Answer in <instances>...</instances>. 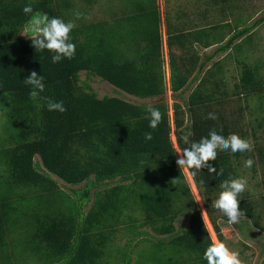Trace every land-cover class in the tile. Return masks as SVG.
<instances>
[{
	"label": "trees",
	"instance_id": "1",
	"mask_svg": "<svg viewBox=\"0 0 264 264\" xmlns=\"http://www.w3.org/2000/svg\"><path fill=\"white\" fill-rule=\"evenodd\" d=\"M139 1L145 14L153 9L156 23L143 38L146 28L137 24H146L147 15L106 6L100 17L98 0H30L35 12L76 25L70 33L74 58L54 64L51 53H37L23 35L29 19L23 8L29 0H0V104L7 110L5 135H0V264H154L159 259L163 264H207L203 253L213 241L189 179L176 163L173 132L180 149L183 135L199 140L213 128L237 133L254 146L244 153L218 151L212 163L223 175L204 168L193 178L198 189L203 181L200 195L220 238L218 220L227 218L211 206L220 183L242 177L246 159L253 160L254 172L259 162L264 166V136L258 133L264 129V66L257 62L262 57L254 61L255 49L251 52L253 30L264 16L251 26L240 16L234 34L213 53L203 55L192 43L170 51L171 90L185 104L175 102L172 117L166 101L149 104L121 95L146 99L168 91L157 0ZM183 36L177 40L183 42ZM211 36L206 46L226 38ZM144 41V49L134 47ZM222 51L245 54L239 57L241 77L232 94L227 76L220 80L213 74L216 66L224 69L222 59L213 60ZM32 71L44 76L45 90L38 98L24 83ZM82 72L87 79L98 76L112 84L115 94L100 96L82 80ZM241 97L258 104L233 108ZM47 99L63 101L67 111H48ZM147 106L162 114L155 130L145 119ZM210 112L216 120L206 118ZM146 132L152 133L151 141L145 140ZM241 199L240 207L251 217L257 201L249 190ZM183 217L187 227L179 226ZM120 234L124 245L118 243ZM144 242L152 243L153 250L135 259L132 246ZM168 249L174 256L165 262Z\"/></svg>",
	"mask_w": 264,
	"mask_h": 264
},
{
	"label": "clouds",
	"instance_id": "2",
	"mask_svg": "<svg viewBox=\"0 0 264 264\" xmlns=\"http://www.w3.org/2000/svg\"><path fill=\"white\" fill-rule=\"evenodd\" d=\"M23 13L29 17L24 29V36L31 40L32 46L37 53L49 52L52 54V63H59L64 59L71 60L76 54V45L72 42L70 33L76 27L74 22H65L60 17H50L47 13L35 12L32 4L29 3L23 8ZM77 17L81 13H76ZM24 83L30 86V96L33 98L41 97L45 90L44 76L32 71L25 79ZM46 107L48 111H67L63 101L47 99ZM145 119L149 121V128L155 130L162 120L159 109L147 106L145 109ZM207 119L216 120L215 113H208ZM146 141L153 139L151 132L144 134ZM184 147L179 153L176 163L180 170L187 172L190 177L195 178L201 169L207 168L208 173L223 175V169L217 170L213 161L218 156V151L230 154L237 152H250L253 149L252 143L242 138L237 133L225 135L223 131L215 128L211 129L206 136L199 140L191 138V134L181 137ZM143 163V161H141ZM253 160L245 161V167L251 168ZM248 181L246 178L237 177L223 180L220 191L216 198L212 200L211 206L227 218L229 225H237L241 219L246 217V212L240 207L241 194L246 191ZM201 192L205 191L203 181L200 182ZM203 259L207 264H242L240 253L231 249L224 241L214 240L210 243L204 253Z\"/></svg>",
	"mask_w": 264,
	"mask_h": 264
},
{
	"label": "crops",
	"instance_id": "3",
	"mask_svg": "<svg viewBox=\"0 0 264 264\" xmlns=\"http://www.w3.org/2000/svg\"><path fill=\"white\" fill-rule=\"evenodd\" d=\"M142 1V0H141ZM196 1V2H195ZM157 0L158 9L160 11L161 16V34L163 38V54H164V68L166 72V81L168 84V91L167 94H172L173 91L171 90V56L170 51H180L182 48H184V45L194 47L195 49H199L203 55L205 53H210L212 49L217 50L218 44H211L210 46H206L209 42L212 41V34H213V25L214 21L208 20L207 17H214L213 7H209V10L202 4L203 0L197 1V0ZM234 2L235 5H232ZM139 0H98V4L96 6L97 16L101 17L100 10L102 7L109 6V8H119L121 10L126 11L127 13L135 14L136 17L147 15L146 24L143 22V20H140L137 25L142 26L146 28V33L142 36L145 37L150 31H151V25H156L154 21V11L151 9L147 14L143 12V7L139 4ZM222 3L229 4L227 10L225 11L226 17L228 19V22L224 23L227 24L229 27L226 32V38L224 42H226L235 32V29L239 27L238 18L243 15V0H222ZM204 6L205 10L202 11L201 7ZM181 13V15H178ZM202 17V18H200ZM142 18V17H141ZM152 19L153 22L150 20ZM207 20V22H205ZM235 20H237L238 24H235ZM235 24V25H234ZM240 28H243V24L240 26ZM180 33H184V36L181 38L183 42H180L177 40V36L180 35ZM180 39V38H179ZM133 40V39H132ZM145 43L147 41H144L142 44H135L134 47H139L141 49L145 48ZM222 54L226 53L223 58H217L213 60H226L229 64H233L234 62L239 61L237 58H229L231 51L227 52H220ZM208 65H211V62L208 63ZM198 82L195 83V85ZM130 95V94H129ZM131 97H135V100H140L141 102H145V100H157L159 97L155 98H138L134 95H130ZM160 96V97H163ZM148 102V101H147ZM160 102H162L160 100ZM158 103V102H157ZM151 104V103H149ZM154 104V103H153ZM236 108V107H233ZM237 113V111L235 112ZM173 138V137H172ZM180 148V147H179ZM252 172L256 175L257 172ZM186 176L187 173L185 172ZM192 178V177H191ZM189 179V178H188ZM193 182L195 183L194 179L192 178ZM190 182V181H189ZM264 195V192L261 193L260 198L255 200L257 202H260L264 209V202L262 200V197ZM254 197V195H253ZM259 207V205L257 206ZM206 209V208H205ZM256 212L251 217H244L241 219L240 223L237 225H233L231 227H235L238 229L236 232H226V225L227 221H224L223 219H219L218 223L220 224V227L222 229V237L220 238L209 218V215L207 216L208 222L206 219H204L205 224L207 225V228L209 230V233L211 235L212 241L214 240H220L224 241L231 249L236 250L240 253V259L242 261V264H264V224L263 220L264 217L261 215V212ZM207 212V211H206ZM203 214V213H202ZM208 214V213H207ZM204 217V215H203ZM259 219V220H257ZM251 220V221H250ZM188 225V224H187ZM185 227V226H184ZM187 227V226H186ZM259 233H261V237H259ZM166 238V237H164Z\"/></svg>",
	"mask_w": 264,
	"mask_h": 264
},
{
	"label": "rangeland",
	"instance_id": "4",
	"mask_svg": "<svg viewBox=\"0 0 264 264\" xmlns=\"http://www.w3.org/2000/svg\"><path fill=\"white\" fill-rule=\"evenodd\" d=\"M172 1H176V0H172ZM182 1V0H180ZM195 1V0H193ZM197 1H200V0H197ZM196 2V1H195ZM243 14H244V20H245V24L246 25H253L254 23H256L257 19L260 18V17H263L264 16V0H243ZM202 4L209 10V7H213L214 8V11L212 12L214 17L210 18V17H207V19L210 21H214V26L218 25L217 27L213 28L214 29V38H217L218 40L223 38L224 35H226V32H227V29L230 27L227 26V24H224L226 22H228V19L226 17V14H225V11L227 10L229 4L227 3H222V0H203L202 1ZM232 5H235L234 2L232 3ZM202 6L201 9L202 11L205 10V7ZM178 15H181V13H179ZM202 18V17H200ZM203 19V18H202ZM205 22H207V20H205ZM235 24H238L237 23V20H235ZM234 24V25H235ZM253 32L255 33V36H254V48L252 49V53H253V50H254V55H255V58L256 60L254 61H257L260 57L261 60H258L257 62L260 64V65H263L264 66V23H262L261 25H259L258 27H255ZM240 39V38H239ZM241 43V42H240ZM246 42L243 43V46L245 47ZM226 44V42H223V43H220L218 44V48L219 47H223L224 45ZM239 44L238 40H236L235 45ZM249 46V44L247 45ZM252 46V45H251ZM216 48V47H215ZM214 48V49H215ZM212 49L210 51V53H213L215 52L216 50ZM223 52V51H222ZM226 55V53H224ZM224 54L222 53H218L217 54V58H223V56H225ZM244 53H235V52H232L230 53V56L229 58H237L239 59V57H242V60H243V57H244ZM240 60L237 61V62H234L233 64H229L227 59L224 60V61H221V63L219 65H222L224 66V69L223 68H220V66H216L214 68V71H213V74L215 75V78L216 79H220V80H223L225 79V75L227 76V80L225 83L227 84L228 86V90L230 91V94L233 93V91H235V88H236V85L240 82V77H241V64H240ZM216 62V61H214ZM215 65V64H214ZM241 70V71H240ZM226 73V74H225ZM82 80H86L87 79V75L85 72H82ZM88 82L93 86V88L98 92V94L100 96H104V95H107V94H110V95H114L115 94V89L113 87L112 84L108 83V82H105V81H102L100 79V77L98 76H93V77H90L87 79ZM238 80V81H237ZM121 91V90H120ZM121 95L123 97H125V99L127 100H131V101H134V102H141L140 100L138 101L137 99L135 100V97H131L128 93L122 91ZM185 97H187V94H185ZM161 101H166L169 105H170V113L172 115V117H174V103L175 102H178L180 103L181 105H184V100L183 98H180V97H175L174 95L172 94H167L166 96H163V97H159L157 100H145V102L148 101V103H159ZM247 104L250 105V107H255L257 106L258 104V101L256 100H248L246 101L245 99H243L241 97V100H237L235 104L232 105V107H237L239 105H242L244 107H247ZM250 109L246 108L245 110V114H246V118L247 121H250L251 119V116H250ZM6 108L5 106H2L0 104V135L2 134L5 135V127H6ZM186 123L189 124V121H188V116H186ZM249 123V122H248ZM259 134L263 135L264 136V129H261L259 130L258 132ZM262 136V137H263ZM172 137H173V141L176 145V148H177V151H181V149L179 148L178 144H177V141H176V134L175 132H173L172 134ZM250 138L253 140V137L250 135ZM263 140H264V137H263ZM262 140V144H264ZM254 147V146H253ZM180 155V154H179ZM248 160V159H246ZM243 161V165H242V177L243 178H246L247 181H248V184H247V188L246 190H249V192L254 195V198L256 199H259L260 198V195L261 193L264 192V184H263V181H264V166H262V164L259 162L258 163V171L257 174L255 175L253 172H252V167L251 168H247L245 167V161ZM187 173V172H186ZM187 177L189 178V181H190V185H191V189L196 197V200L198 201L199 205H200V208H201V211L204 215V219H206L207 223L208 222V214L206 212V209H205V206L203 204V201H202V197L200 195V191L196 185V183L193 182L192 178L190 177V175L187 173ZM60 184H63V185H66L65 183L61 182L60 181ZM263 204V203H262ZM260 202H256V207L255 209L258 211V212H261V215H263L264 217V209H263V206ZM259 205V207H257ZM252 220V219H251ZM250 220V221H251ZM259 220V219H257ZM188 224V219L183 217L180 222H179V226H187ZM263 224H264V220H263ZM226 232L228 233V235L230 234V232H236L238 231L237 228L235 227H231L233 225H229L228 223L226 224ZM144 229V228H143ZM148 232L151 233V235H154L153 238H156V235L154 234V232H152V229H150L149 227L146 228ZM232 230V231H230ZM259 237H261V233L258 234ZM118 243L120 245H124L126 243V238L125 236H123L122 234L119 235L118 237ZM151 244L150 242H144L143 244H140L138 247L137 246H132V248L135 250L134 251V257L135 259L138 258V255L137 253L140 255V253L143 251V252H150L153 250V244H152V247H151ZM185 249H182L181 252H184ZM187 253H185V256H188L189 252L186 251ZM178 255V258H179V261H180V255ZM174 256L173 252L170 251V249H168V251H164L163 253V258L165 259V262H168L169 261V258ZM190 256H192L190 254ZM178 261V262H179ZM163 259H159L156 263L154 264H163ZM151 264V263H150ZM190 264H201V262H195L192 260V262Z\"/></svg>",
	"mask_w": 264,
	"mask_h": 264
}]
</instances>
